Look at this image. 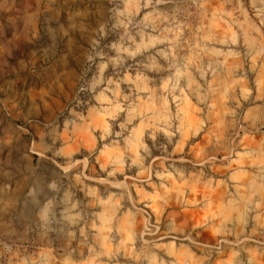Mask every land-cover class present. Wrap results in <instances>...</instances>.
<instances>
[{"label": "rangeland", "instance_id": "obj_1", "mask_svg": "<svg viewBox=\"0 0 264 264\" xmlns=\"http://www.w3.org/2000/svg\"><path fill=\"white\" fill-rule=\"evenodd\" d=\"M0 264H264V0H0Z\"/></svg>", "mask_w": 264, "mask_h": 264}]
</instances>
